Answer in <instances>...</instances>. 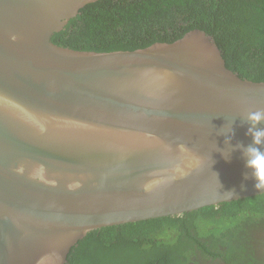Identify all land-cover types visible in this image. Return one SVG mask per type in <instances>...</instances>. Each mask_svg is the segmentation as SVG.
<instances>
[{
	"label": "water",
	"instance_id": "95a60500",
	"mask_svg": "<svg viewBox=\"0 0 264 264\" xmlns=\"http://www.w3.org/2000/svg\"><path fill=\"white\" fill-rule=\"evenodd\" d=\"M96 1L0 0V264H67L93 230L264 194L244 155L264 81L201 29L134 50L52 41Z\"/></svg>",
	"mask_w": 264,
	"mask_h": 264
},
{
	"label": "trees",
	"instance_id": "16d2710c",
	"mask_svg": "<svg viewBox=\"0 0 264 264\" xmlns=\"http://www.w3.org/2000/svg\"><path fill=\"white\" fill-rule=\"evenodd\" d=\"M192 29L211 35L227 67L239 76L264 81V0H99L70 19L52 41L79 50H134L174 41ZM263 214L260 194L181 215L104 227L81 239L67 264H186L199 247L218 255L215 245L236 236L230 226L244 218L255 222ZM127 247L126 256L116 252Z\"/></svg>",
	"mask_w": 264,
	"mask_h": 264
},
{
	"label": "flooded vegetation",
	"instance_id": "af4514ba",
	"mask_svg": "<svg viewBox=\"0 0 264 264\" xmlns=\"http://www.w3.org/2000/svg\"><path fill=\"white\" fill-rule=\"evenodd\" d=\"M230 229L236 232V236L228 240L225 245L220 241L216 246L209 237L201 238L202 241L215 245L216 249L213 251L219 253L218 255H211L199 247L191 254L186 264H264V214L255 222H251V218H244L230 226ZM208 246L210 247L211 244ZM129 249L127 247L116 252L126 256Z\"/></svg>",
	"mask_w": 264,
	"mask_h": 264
},
{
	"label": "clouds",
	"instance_id": "9594fccd",
	"mask_svg": "<svg viewBox=\"0 0 264 264\" xmlns=\"http://www.w3.org/2000/svg\"><path fill=\"white\" fill-rule=\"evenodd\" d=\"M249 119L258 122L264 119V113H252ZM248 134H252V143L244 148V155L247 157L246 167L254 169L251 174L258 181L254 186L257 188L264 187V152L253 146L262 143L261 137H264V129H256L253 125L248 128Z\"/></svg>",
	"mask_w": 264,
	"mask_h": 264
},
{
	"label": "rangeland",
	"instance_id": "374dc122",
	"mask_svg": "<svg viewBox=\"0 0 264 264\" xmlns=\"http://www.w3.org/2000/svg\"><path fill=\"white\" fill-rule=\"evenodd\" d=\"M232 209L234 210V209H235V207H232Z\"/></svg>",
	"mask_w": 264,
	"mask_h": 264
}]
</instances>
